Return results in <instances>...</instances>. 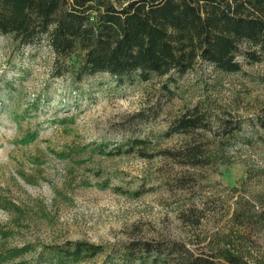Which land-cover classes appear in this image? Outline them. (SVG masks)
I'll use <instances>...</instances> for the list:
<instances>
[{"label":"rangeland","instance_id":"rangeland-1","mask_svg":"<svg viewBox=\"0 0 264 264\" xmlns=\"http://www.w3.org/2000/svg\"><path fill=\"white\" fill-rule=\"evenodd\" d=\"M51 56L44 41L18 47L0 36V264H51L80 241L102 252L67 264H184L228 241L264 259V58H240L237 74L201 64L174 82L100 74L76 83L52 78ZM195 105L215 131L230 118L240 130L165 138ZM136 139L145 145L130 154L100 153ZM194 143L210 166L160 153Z\"/></svg>","mask_w":264,"mask_h":264},{"label":"trees","instance_id":"trees-1","mask_svg":"<svg viewBox=\"0 0 264 264\" xmlns=\"http://www.w3.org/2000/svg\"><path fill=\"white\" fill-rule=\"evenodd\" d=\"M0 36L10 37L18 47L46 42L52 78L76 83L100 74L121 83H147L154 76L174 82L201 64L220 74H237L240 58L250 65L264 58V0H0ZM210 120L195 105L170 125L165 138L204 130L225 139L240 130L230 118L221 122L218 132ZM256 121L264 131V107ZM34 138L25 137L21 144ZM143 145L136 139L129 150L117 147L114 153H100L118 157ZM160 153L194 168L211 164L202 143L188 144L178 153ZM133 246L138 249V243ZM143 250L149 253L152 246L146 244ZM101 252V246L91 243H68L53 252L50 263H77ZM189 257L184 264H264L263 258L247 257L231 241Z\"/></svg>","mask_w":264,"mask_h":264}]
</instances>
